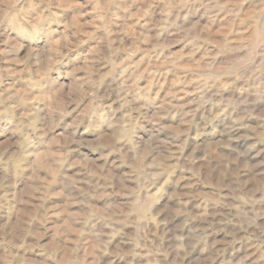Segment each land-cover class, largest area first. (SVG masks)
Instances as JSON below:
<instances>
[{
	"label": "rangeland",
	"instance_id": "rangeland-1",
	"mask_svg": "<svg viewBox=\"0 0 264 264\" xmlns=\"http://www.w3.org/2000/svg\"><path fill=\"white\" fill-rule=\"evenodd\" d=\"M0 264H264V0H0Z\"/></svg>",
	"mask_w": 264,
	"mask_h": 264
}]
</instances>
